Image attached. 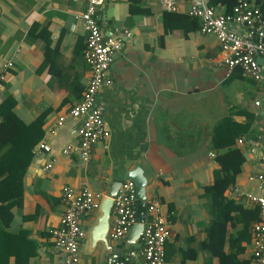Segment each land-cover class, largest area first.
I'll return each mask as SVG.
<instances>
[{"label":"crops","instance_id":"obj_1","mask_svg":"<svg viewBox=\"0 0 264 264\" xmlns=\"http://www.w3.org/2000/svg\"><path fill=\"white\" fill-rule=\"evenodd\" d=\"M84 2L0 0V66L9 63L0 82V122L11 115L26 127V138L34 139L20 198L0 210V264H58L61 255L52 251L50 231L63 209L61 188H87L102 196L134 165L142 168L146 197L156 199L168 228L165 264H204L210 213L202 189L212 181L217 152L212 135L223 120L243 127L232 144L242 162L226 197L248 208L254 204L242 192L263 193L255 175L264 169V61L260 57L261 82L238 67L225 75L215 37L201 33L199 19L187 15V0H175L168 11L159 0H102L98 25L120 48L109 65L112 83L97 93L108 136L82 162L63 149L78 141L81 119L68 110L89 77L79 18ZM229 28L241 30L235 23ZM40 143L49 150L38 148ZM95 213L96 208L80 216L85 235L79 264H106L100 243L88 246ZM108 240L121 249L116 262H139L142 242L134 251L122 248L120 239ZM250 248L246 244L241 256L252 264Z\"/></svg>","mask_w":264,"mask_h":264},{"label":"built area","instance_id":"obj_2","mask_svg":"<svg viewBox=\"0 0 264 264\" xmlns=\"http://www.w3.org/2000/svg\"><path fill=\"white\" fill-rule=\"evenodd\" d=\"M187 15L199 19L201 33L215 37L220 51L219 64L228 75L234 67L255 82L263 80L260 64L256 57L264 61V18L258 7L248 0H235L229 12L217 11L207 0H187ZM102 0H85L79 15L85 30V43L82 56L89 68V77L79 101L69 110L72 118H80L77 128L78 141L67 146L63 152L73 151L78 159L86 162L91 154L92 145L108 136L103 122V108L97 102V93L101 86L109 85L112 79L108 73L113 53L120 48L116 37L105 36L97 22V10ZM175 0H159L165 10L174 7ZM235 23L241 27L236 31L229 28ZM9 63L0 66V82ZM258 105L259 101H254ZM60 117L57 124L60 125ZM240 141V140H238ZM38 148L49 150L47 144L40 143ZM49 164L45 165L47 168ZM258 188L262 194L248 191L243 197L251 204L257 205L259 218L251 224L250 255L252 264H264V169L255 175ZM230 189H233L232 187ZM134 186L131 181L123 180L112 197L108 238L117 240L123 237L134 222ZM62 212L58 224L50 231L52 251L61 255L58 264H79V245L85 235L80 224V216L95 209L100 195L87 188L73 190L69 186L61 188ZM168 228L162 218L155 198H147L146 216L143 221L142 247L137 264H165L164 243L168 238ZM134 256L133 251L126 254ZM115 264H126L123 259Z\"/></svg>","mask_w":264,"mask_h":264},{"label":"trees","instance_id":"obj_3","mask_svg":"<svg viewBox=\"0 0 264 264\" xmlns=\"http://www.w3.org/2000/svg\"><path fill=\"white\" fill-rule=\"evenodd\" d=\"M207 3L220 5L224 12H229L235 0H207ZM254 3L264 18V0H254ZM25 128L8 114L0 122V210L16 205L20 198L22 175L34 142V139L26 138ZM214 129L212 147L217 150L213 156L216 166L212 171V181L202 189L209 201L210 213L207 237L203 242L207 254L204 264H250L249 259L241 255L246 244L250 246V227L259 218L258 207H244L225 195L226 190L233 186L242 162L241 153L232 144L243 127L226 125L223 120ZM220 149L223 151H218Z\"/></svg>","mask_w":264,"mask_h":264},{"label":"water","instance_id":"obj_4","mask_svg":"<svg viewBox=\"0 0 264 264\" xmlns=\"http://www.w3.org/2000/svg\"><path fill=\"white\" fill-rule=\"evenodd\" d=\"M258 63L262 60L256 57ZM264 103V101H263ZM123 180H129L134 186V222L129 226L127 232L120 238L122 248L139 250L140 242H142L143 221L146 216V177L139 165H134L131 169L124 171ZM121 180H113L108 184L106 194L99 197L96 205L95 216L87 228L88 246L94 247L96 243H100L102 252H107L106 264H114L116 256L121 253V249L111 246L108 240V230L110 224V209L112 205V197L114 196Z\"/></svg>","mask_w":264,"mask_h":264}]
</instances>
